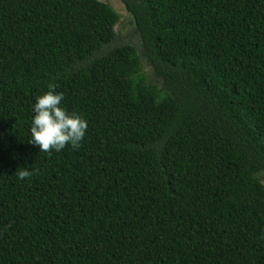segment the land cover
<instances>
[{"label": "trees", "instance_id": "16d2710c", "mask_svg": "<svg viewBox=\"0 0 264 264\" xmlns=\"http://www.w3.org/2000/svg\"><path fill=\"white\" fill-rule=\"evenodd\" d=\"M121 1L138 48L99 0H0V264H264V0ZM49 82L78 150L29 143Z\"/></svg>", "mask_w": 264, "mask_h": 264}, {"label": "clouds", "instance_id": "9594fccd", "mask_svg": "<svg viewBox=\"0 0 264 264\" xmlns=\"http://www.w3.org/2000/svg\"><path fill=\"white\" fill-rule=\"evenodd\" d=\"M57 87L54 82H49L48 90L36 98L33 106L35 115L30 127L29 143L49 155L53 151L60 152L69 145L78 150L88 130V121L82 115L69 112L62 106L64 94L57 92ZM37 172V169L20 167L16 175L24 180Z\"/></svg>", "mask_w": 264, "mask_h": 264}, {"label": "rangeland", "instance_id": "374dc122", "mask_svg": "<svg viewBox=\"0 0 264 264\" xmlns=\"http://www.w3.org/2000/svg\"><path fill=\"white\" fill-rule=\"evenodd\" d=\"M99 1L107 4L118 15V20L113 27L115 35L118 36V42H116L115 44L122 45V43L123 44L127 43L135 48H138L139 46L138 34L135 31V26L132 17L125 10L122 1L121 0H99ZM141 68L145 74L148 75L150 73L149 67H147L144 64V62H141ZM263 185H264V181H263Z\"/></svg>", "mask_w": 264, "mask_h": 264}]
</instances>
